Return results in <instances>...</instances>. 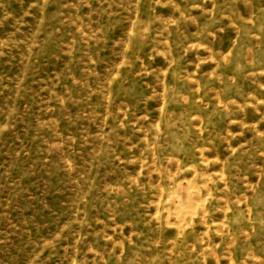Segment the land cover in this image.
Instances as JSON below:
<instances>
[{"label": "rangeland", "instance_id": "rangeland-1", "mask_svg": "<svg viewBox=\"0 0 264 264\" xmlns=\"http://www.w3.org/2000/svg\"><path fill=\"white\" fill-rule=\"evenodd\" d=\"M0 264H264V0H0Z\"/></svg>", "mask_w": 264, "mask_h": 264}, {"label": "bare ground", "instance_id": "bare-ground-1", "mask_svg": "<svg viewBox=\"0 0 264 264\" xmlns=\"http://www.w3.org/2000/svg\"><path fill=\"white\" fill-rule=\"evenodd\" d=\"M179 209H181V208H179ZM182 210H183V209L179 210L178 212L180 213ZM178 215H179V214H177V216H178Z\"/></svg>", "mask_w": 264, "mask_h": 264}]
</instances>
